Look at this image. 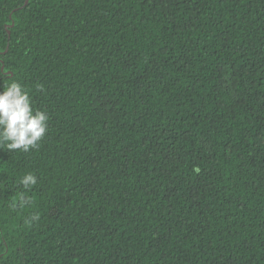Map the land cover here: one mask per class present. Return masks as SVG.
<instances>
[{
  "label": "trees",
  "instance_id": "obj_1",
  "mask_svg": "<svg viewBox=\"0 0 264 264\" xmlns=\"http://www.w3.org/2000/svg\"><path fill=\"white\" fill-rule=\"evenodd\" d=\"M25 1L0 90L49 119L0 146V264H264V0Z\"/></svg>",
  "mask_w": 264,
  "mask_h": 264
},
{
  "label": "clouds",
  "instance_id": "obj_2",
  "mask_svg": "<svg viewBox=\"0 0 264 264\" xmlns=\"http://www.w3.org/2000/svg\"><path fill=\"white\" fill-rule=\"evenodd\" d=\"M48 119L46 112L33 109L29 94L19 82L11 81L0 90V146L23 152L37 148L46 134ZM19 183L29 189L37 183V177L25 173ZM30 204V199L20 197L19 207ZM38 218L33 216L31 220Z\"/></svg>",
  "mask_w": 264,
  "mask_h": 264
},
{
  "label": "water",
  "instance_id": "obj_3",
  "mask_svg": "<svg viewBox=\"0 0 264 264\" xmlns=\"http://www.w3.org/2000/svg\"><path fill=\"white\" fill-rule=\"evenodd\" d=\"M27 2V0L25 1V3ZM2 68H3V66H2Z\"/></svg>",
  "mask_w": 264,
  "mask_h": 264
}]
</instances>
